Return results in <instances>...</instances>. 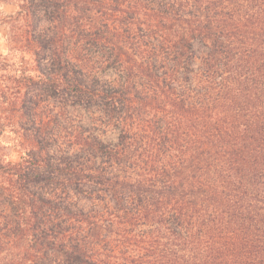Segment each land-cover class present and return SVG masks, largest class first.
I'll list each match as a JSON object with an SVG mask.
<instances>
[{
	"label": "trees",
	"instance_id": "1",
	"mask_svg": "<svg viewBox=\"0 0 264 264\" xmlns=\"http://www.w3.org/2000/svg\"><path fill=\"white\" fill-rule=\"evenodd\" d=\"M14 2L0 264H264V0Z\"/></svg>",
	"mask_w": 264,
	"mask_h": 264
},
{
	"label": "rangeland",
	"instance_id": "2",
	"mask_svg": "<svg viewBox=\"0 0 264 264\" xmlns=\"http://www.w3.org/2000/svg\"><path fill=\"white\" fill-rule=\"evenodd\" d=\"M18 11L14 0H0V162L18 161L25 154L21 140L18 138V125L23 122L20 112L18 83H23L24 77L36 76L32 69L31 58L24 53L23 43L14 44L13 33L19 27L13 18ZM13 94V95H11ZM16 95V102L11 96ZM84 125L90 123L84 119ZM105 143H116L117 133L109 131L101 135Z\"/></svg>",
	"mask_w": 264,
	"mask_h": 264
}]
</instances>
